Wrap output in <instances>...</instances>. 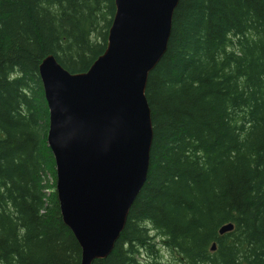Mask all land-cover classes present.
Returning a JSON list of instances; mask_svg holds the SVG:
<instances>
[{
  "label": "trees",
  "instance_id": "1",
  "mask_svg": "<svg viewBox=\"0 0 264 264\" xmlns=\"http://www.w3.org/2000/svg\"><path fill=\"white\" fill-rule=\"evenodd\" d=\"M114 12V0H0V264L81 262L54 191L38 67L51 55L86 72ZM145 98L146 180L92 264H144L157 246L177 264H264V0H179Z\"/></svg>",
  "mask_w": 264,
  "mask_h": 264
},
{
  "label": "water",
  "instance_id": "2",
  "mask_svg": "<svg viewBox=\"0 0 264 264\" xmlns=\"http://www.w3.org/2000/svg\"><path fill=\"white\" fill-rule=\"evenodd\" d=\"M178 2L114 0L105 50L86 72L68 73L51 55L38 67L56 200L80 264L111 254L145 183L152 143L145 89L166 52ZM232 229L225 224L218 235Z\"/></svg>",
  "mask_w": 264,
  "mask_h": 264
},
{
  "label": "rangeland",
  "instance_id": "3",
  "mask_svg": "<svg viewBox=\"0 0 264 264\" xmlns=\"http://www.w3.org/2000/svg\"><path fill=\"white\" fill-rule=\"evenodd\" d=\"M156 243H158V241H156L155 244ZM155 249L158 250L155 257L142 253L139 258L140 262L144 264H153L155 258L158 257L156 261H158L159 264H177L175 257L171 255L170 253L166 252V250L162 249L161 246H157V248Z\"/></svg>",
  "mask_w": 264,
  "mask_h": 264
},
{
  "label": "flooded vegetation",
  "instance_id": "4",
  "mask_svg": "<svg viewBox=\"0 0 264 264\" xmlns=\"http://www.w3.org/2000/svg\"><path fill=\"white\" fill-rule=\"evenodd\" d=\"M215 251V250H214ZM214 251H210V253H214Z\"/></svg>",
  "mask_w": 264,
  "mask_h": 264
}]
</instances>
